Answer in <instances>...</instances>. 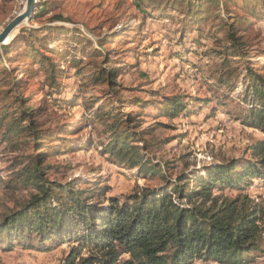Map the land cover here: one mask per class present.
<instances>
[{"label":"trees","instance_id":"trees-1","mask_svg":"<svg viewBox=\"0 0 264 264\" xmlns=\"http://www.w3.org/2000/svg\"><path fill=\"white\" fill-rule=\"evenodd\" d=\"M236 1L148 0V5L163 14H167L170 7L184 10V18L178 21L182 25L177 29L183 44L189 36L188 28L202 30L200 20L209 16L207 6L214 4L216 10L211 16L215 22L207 33L219 42L220 49L213 51L222 56L217 68L213 69L214 77L219 83L232 87L231 76L239 66L234 64L236 62L230 55L242 56L240 51H246L250 46L243 34L247 27L239 23L241 19L237 8L232 6ZM257 2H245L243 9H248L253 18L261 20L264 19V1L261 4ZM54 7L56 2L38 0L31 20L46 16ZM221 8L226 15L222 16ZM51 26L44 29L58 31L56 37L50 42L43 36L35 35L37 38L34 41L28 38L27 44L21 48L25 57L39 54L37 47L52 52L61 51L57 36L61 29L67 28L57 27L55 30L56 25ZM37 30L25 28L24 31L31 35ZM217 32L223 36L220 37ZM21 36L17 35L4 45L7 54L20 42ZM203 37L199 34L191 36L196 42ZM107 38L99 39V46L105 45ZM91 50L94 48H87V54L90 55ZM96 55L103 57L105 64L90 74L91 83L99 87L107 85L116 100L100 104L99 100L93 99L84 109L94 110L92 117L109 136L103 150L107 160L134 166L138 175L160 176L163 181L152 187L140 186L138 192L120 197L108 195V186L98 185L95 178L77 176L65 182L50 178L51 173L61 172L60 165L49 161L63 148L60 142L65 136L60 138L57 133L66 132L70 125L59 126L57 131L47 126L48 106L33 104L32 96L23 93L20 75L25 65L5 68V63L1 62L0 94L4 103L0 104V138L7 140L15 150L30 141L33 145V153L20 156L16 162V167L22 165L15 172L16 182H7L6 187L22 191L33 186L36 192L0 221V248L14 249L18 245L50 250L66 242L74 243L65 264H193L210 259L226 264H244L253 257L264 255V230L261 226L264 205L254 202L248 193H243L256 180L264 184V138L258 139L251 147V158H234L194 168L190 172L183 171L176 180L166 176L173 167L170 162L157 160L147 153L161 149L170 142L169 138H142V144L135 143L134 139L147 135L155 127L142 128L147 108H158L159 115L170 118L180 114L189 118L192 112L186 96H166L163 102H154L152 106L148 100L138 96L121 97L126 88L117 78L123 68L109 66L112 59L109 56L104 58L101 49ZM179 56L183 57V53L180 52ZM43 57L49 63L39 66L35 62L34 68L36 65L39 67H30V75L44 69L46 79L55 88L53 91L59 92L60 79L65 72L61 61H52L44 54ZM8 59L11 63V57ZM256 65L245 60L239 73L248 85L245 87L246 94L241 95L246 109L243 121L264 133V72L259 71ZM85 66L78 67V75L84 73ZM7 78H11V82H7ZM197 102L202 104L193 112L203 105L208 109L213 107L209 106L210 98H200ZM132 106L143 110L126 111ZM161 124L159 122L156 126ZM22 136L24 138L20 139ZM55 137L61 140L56 143L59 139ZM82 139L67 146L69 150L82 149V146L79 148ZM101 196L105 197L104 200ZM35 240L37 244H34ZM85 248H89L86 255L82 253Z\"/></svg>","mask_w":264,"mask_h":264},{"label":"rangeland","instance_id":"rangeland-1","mask_svg":"<svg viewBox=\"0 0 264 264\" xmlns=\"http://www.w3.org/2000/svg\"><path fill=\"white\" fill-rule=\"evenodd\" d=\"M47 1L56 2V7L44 17L24 22L12 33L6 43L17 35H22V38L10 50V54L4 50L5 44L0 45V63H5V68L16 64L25 65L24 72L20 75L23 93L32 96V103L48 106L50 113L47 116V126L56 128L57 131L59 126L70 125L66 132L57 133L60 138L65 136L60 142L63 148L49 161L60 165L61 172L51 173L50 178L63 182L77 176L95 178L98 185L108 186V195L120 197L138 192L140 186L152 187L163 181L160 176L138 175L134 166L114 164L107 160V155L103 152L104 146L109 142V136L92 117L94 110L84 109L93 99L99 100L100 104L107 100H116L107 85L99 87L98 84L91 83L90 74H93L98 66L105 64L103 57L96 55L99 49L103 50L104 58L109 56L112 59L109 66L118 65L123 68L120 71L122 74L117 78L123 88H126L122 89L121 97L138 96L148 100L152 106L154 102H163L166 96L185 95L186 101L190 103L189 110L192 113H189V118L182 114L173 118L159 115L158 108L149 106L142 119V128L155 127L147 135L134 139L135 143L142 144V138H169L170 142L161 149L147 153L157 160L170 162L173 167L166 176L176 180L183 171L190 172L194 168L234 158L252 157L251 147L258 139L264 138V133L243 121L246 109L241 95L246 94L245 87L248 85L239 73L243 70L245 60L257 64L256 68L264 72V19L256 20L248 9H243L245 2L257 0H237L232 5L237 8L241 19L239 23L247 27L243 34L250 44L246 51H240L242 56L230 55L236 62L234 64L239 66L237 72L231 76L232 87L219 83L214 77L216 74L213 69L217 68L216 65L220 63L222 56L213 51L220 49L219 42L207 33L212 30L215 22L212 21L211 15L215 13L216 6L212 3L207 6L209 16L200 20L202 30L188 28L189 36L182 44L179 40L180 32H177L182 25V22L178 21L185 16L184 10L181 9L170 7L168 13L163 14L162 11L150 7L148 0ZM263 1L258 0L257 3L261 4ZM25 5L26 0H0V31L23 11ZM221 13L222 16L226 15L223 8ZM51 25H56L55 30L64 26L68 29H61L60 35L57 36L60 38L61 51L52 52L37 47L39 54L37 52L35 57H25L21 48L27 44L28 38L34 41L37 38L35 35L43 36L50 42L56 37L58 31L44 29L46 26L53 27ZM25 28L38 30L30 35L24 31ZM194 34L204 37L198 42L192 41L191 36ZM217 34L223 36L221 33ZM105 36L108 37L107 43L99 46V39ZM89 47L96 50L90 51L92 56L87 54ZM180 52L183 57L179 56ZM43 54L49 56L52 61H61L65 72L60 79L59 92L53 91L55 88H52L50 81L46 79L44 69L34 71L30 75L29 68H34L35 62L39 66L49 63ZM10 57L12 62L8 63ZM81 65H86L84 73L78 75V67ZM39 66L36 65L35 68ZM0 70H3L1 64ZM5 80L11 82V78ZM230 96L237 99L233 100ZM200 98H210L209 106L213 107L208 109V106L203 105L193 112L202 104L197 102ZM2 103L4 102L1 101L0 94V104ZM142 110L139 106L126 109L137 112ZM41 118H45L44 115H41ZM159 122L162 124L156 126ZM77 129L79 130L76 131ZM81 137L83 139L79 148L82 146V149L69 150L67 146ZM60 138L55 137L59 139L56 143ZM89 139L90 141H87ZM10 146L7 140L0 138V221L12 210L20 208L31 194L36 192L33 186L22 191L6 187L7 182H16L15 172L22 166L16 167L20 156L33 153L31 141L18 150ZM243 193H248L254 202L264 205V184H260L258 180ZM104 198L101 196V200ZM262 215L261 226L264 230V213ZM36 241L34 244H37ZM73 244L66 242L50 250L18 245L14 249L0 248V264H65L71 255ZM88 251L89 248H85L82 253L86 255ZM193 264L226 263L210 259ZM244 264H264V255L253 257Z\"/></svg>","mask_w":264,"mask_h":264},{"label":"water","instance_id":"water-1","mask_svg":"<svg viewBox=\"0 0 264 264\" xmlns=\"http://www.w3.org/2000/svg\"><path fill=\"white\" fill-rule=\"evenodd\" d=\"M38 0H26L23 11L17 14L5 27L0 31V45L12 35V33L24 22L31 20Z\"/></svg>","mask_w":264,"mask_h":264},{"label":"bare ground","instance_id":"bare-ground-1","mask_svg":"<svg viewBox=\"0 0 264 264\" xmlns=\"http://www.w3.org/2000/svg\"><path fill=\"white\" fill-rule=\"evenodd\" d=\"M8 39H9V38H8ZM8 39H7V40H8ZM7 40H6V41H7ZM6 41H5V43H4V44H6Z\"/></svg>","mask_w":264,"mask_h":264}]
</instances>
